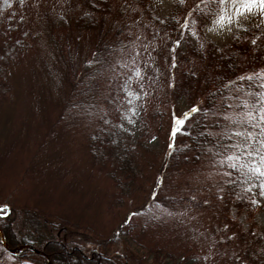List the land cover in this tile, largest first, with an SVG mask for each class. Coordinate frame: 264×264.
<instances>
[{"label":"rangeland","instance_id":"1","mask_svg":"<svg viewBox=\"0 0 264 264\" xmlns=\"http://www.w3.org/2000/svg\"><path fill=\"white\" fill-rule=\"evenodd\" d=\"M105 1L108 11L92 13L95 28L67 30L61 23L72 27L87 11L83 0H0V81L10 87L8 92L0 88V207L8 206L6 201L58 216L64 221L51 220L48 237L72 240L101 253L105 248L119 264H136L137 244L146 240L167 243L174 253L189 244L221 264L223 258L206 231L205 213L196 207L213 198L192 187L203 171L179 175L169 183L160 157L134 150L144 141L177 165L187 146L184 129L174 141L171 138L173 114L191 110L185 99L171 96L175 81L181 79L171 69L167 57L171 38L162 24L175 0H148L145 7L138 0ZM184 1L187 7L189 2ZM215 19L202 33L219 46L242 28L233 24L220 29ZM259 20L249 17L241 23L257 25ZM260 27L264 29V24ZM191 28L197 36V26ZM189 38L182 26L175 44L188 52ZM17 44L23 47L18 49ZM179 65L197 66L195 59L180 60ZM149 111L157 117L147 135L144 116ZM101 129L139 156L142 172L137 186L123 196L114 195L116 184L92 163L90 136ZM172 197L182 200L175 212L165 205ZM254 200L264 204L261 191ZM6 213L0 212V222L10 214L9 208ZM231 216L244 228L250 224L235 209ZM127 222L135 225L130 234ZM255 223L259 234L264 208L256 209ZM11 255L0 247V264H30Z\"/></svg>","mask_w":264,"mask_h":264},{"label":"trees","instance_id":"2","mask_svg":"<svg viewBox=\"0 0 264 264\" xmlns=\"http://www.w3.org/2000/svg\"><path fill=\"white\" fill-rule=\"evenodd\" d=\"M83 2L87 11L74 20L72 27L66 22L61 23V27H66L67 30L95 28L97 21L92 13L108 11L109 5L105 0ZM138 2L145 7L148 0ZM188 2L186 7L185 1L182 3L181 0H175L170 14L162 24L171 38L167 54L172 63L171 69L178 73L177 76L181 79L179 83L175 81L171 96L176 100L185 99L191 109H199L191 115L184 127L187 142L185 152L181 151L177 165H171L161 149H152L144 141L138 142L134 150L138 148L144 154L150 153L154 158L160 157L161 166L165 165L166 170L163 177L169 183L179 175L203 171V178L197 177L192 187H197L198 193L205 192L213 198L208 203L198 202L196 207L205 213L206 231L211 233L218 248L217 252L223 258L221 264H264V229L257 234L255 223V211L258 207L264 208V204L253 203L255 195L262 191L261 183L264 182V177L251 171V168L260 163V155L249 157L247 151L252 149L235 147L245 143L247 133H260V128H253L251 124L243 121V114L250 110L245 108L243 102H256L257 97L248 93L264 92V88L260 87L264 79L241 80L240 77L264 70V29L247 23L233 33L223 46H219L202 33L205 24L216 17L218 5L206 3L205 0ZM187 14L189 16L186 19ZM55 23L56 19L50 26L52 29L55 28ZM193 25L197 26V36L191 32ZM182 26L185 37L190 36L188 52L191 57L188 52L182 51L177 42L175 44ZM253 40L256 41L255 44L252 43ZM16 47L21 49L23 44H17ZM190 59H195L197 66L180 68V60L187 63ZM0 88L8 92L10 87L5 81H0ZM171 96L166 101H172ZM253 115L259 119L261 114L253 112ZM156 117V112H150L148 116L145 113L144 125L147 135L152 129L150 122ZM261 126L264 127V122H261ZM103 131L96 130L90 136L89 151L92 163L104 169L106 176L116 184L118 189L114 195L123 196L137 186L142 172L139 156L137 157L133 150L125 148L121 141L114 142L112 132ZM237 132L245 135H236ZM258 140H264V136L257 135L251 143L258 147ZM229 156L239 159L229 160ZM233 163L236 164L235 168L230 166ZM180 201L182 200L178 197H172L165 205L175 212L180 207ZM4 203L8 204L10 214L0 222V229L7 244L11 248L32 246L44 253L40 255L30 249L22 250L13 255L21 263L119 264L118 259L110 255L105 248L101 253L87 250L72 240L48 237V233L52 231L51 220L59 221L60 217L40 208L18 206L6 201ZM233 209L238 214L244 213L249 219L247 228L231 216ZM127 225L129 227L126 233L130 234L135 225L130 222H127ZM141 234L145 235L144 226ZM220 237L222 241L217 245L216 239L220 240ZM104 244L105 242H101V246ZM0 247H3L1 243ZM136 258V264H215L209 254L203 255L193 250L189 244L180 246L174 253L171 245H162L152 240L144 241V245L137 244Z\"/></svg>","mask_w":264,"mask_h":264},{"label":"snow or ice","instance_id":"3","mask_svg":"<svg viewBox=\"0 0 264 264\" xmlns=\"http://www.w3.org/2000/svg\"><path fill=\"white\" fill-rule=\"evenodd\" d=\"M7 2V0H5ZM183 3L184 0H181ZM206 3H215L218 5V9L216 10V19L214 20V24L223 29L226 26H231L236 24L238 27H243L241 20H248L249 17H256L259 16L260 20L257 23V27L261 24H264V0H205ZM210 31L215 29H209ZM231 30V27H229ZM247 31V29H244ZM194 34V33H193ZM253 44L256 43L255 40L252 41ZM135 76L140 77L141 73L139 70L135 71ZM254 78H261L264 79V70L258 73H254L248 76L240 77L241 80H253ZM261 88H264V83L260 85ZM129 96H133V93L129 92ZM248 95L256 96L257 100L255 103H249L248 101H244L245 108H249L250 110L243 114V121L251 124L253 128H260V133H253L249 132L245 136V143L243 145H235V147L239 148L241 146L252 149L247 151V156L253 157L254 155H260V163L251 168V171L254 174H258L260 177H264V140H258L256 143L259 145L258 147L254 146L251 141L256 139L257 135L264 136V127L261 126V122H264V92L260 93H248ZM136 97H133L135 99ZM132 101H129L131 103ZM199 111L198 108L193 107L189 112L184 113L182 116H176L175 113L173 114V126L171 132V138L174 141L175 137L178 133H181L184 129L185 122L191 118V115L195 112ZM253 112L260 113L259 119H257L256 115H253ZM225 119H230V117H225ZM255 121V122H254ZM236 135L243 136L244 133L237 132ZM173 145L170 144L169 147ZM239 159V157L229 156L228 159ZM223 163V161H221ZM231 167L235 168L236 164L233 163L230 165ZM261 195H264V182L261 183ZM253 203H257V201H253ZM7 209V205L0 207V212L5 214Z\"/></svg>","mask_w":264,"mask_h":264},{"label":"water","instance_id":"4","mask_svg":"<svg viewBox=\"0 0 264 264\" xmlns=\"http://www.w3.org/2000/svg\"><path fill=\"white\" fill-rule=\"evenodd\" d=\"M0 242L3 245V247L5 248V250L9 251L12 254H17L19 249H30L33 252H36L37 254L43 255V251L36 249L35 247L32 246H21L18 248H10L5 240L4 234L2 232V230L0 229Z\"/></svg>","mask_w":264,"mask_h":264}]
</instances>
